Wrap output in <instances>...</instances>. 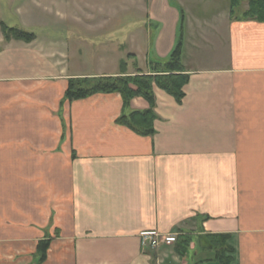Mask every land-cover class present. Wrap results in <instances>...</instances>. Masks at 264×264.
Listing matches in <instances>:
<instances>
[{"label": "crops", "instance_id": "obj_1", "mask_svg": "<svg viewBox=\"0 0 264 264\" xmlns=\"http://www.w3.org/2000/svg\"><path fill=\"white\" fill-rule=\"evenodd\" d=\"M247 8L0 0V264H37L42 240L43 264H220L196 242L144 251L150 230L230 234L237 264H264V22ZM180 33L189 81L181 103L154 87V135L117 123L119 93L64 99L71 78L150 74Z\"/></svg>", "mask_w": 264, "mask_h": 264}, {"label": "trees", "instance_id": "obj_2", "mask_svg": "<svg viewBox=\"0 0 264 264\" xmlns=\"http://www.w3.org/2000/svg\"><path fill=\"white\" fill-rule=\"evenodd\" d=\"M231 14H235L243 1H248V8L241 16L243 19H252L264 22V0H229ZM5 40L11 39L31 42L35 34L22 29L8 27L1 24ZM183 41L182 34L171 53L164 62L156 63L150 74L116 75L98 78H71L64 99L67 101L85 99L98 93H119L123 98L124 113L117 119V123L130 128L140 135L152 136L156 133L155 121L158 116L155 112L156 96L154 87L157 86L181 103L184 96V87L189 81V74L182 63ZM136 97H143L149 103L146 110H130L131 101ZM130 110V111H128ZM195 241L211 252V258L220 264H237L236 249L232 244L230 234H205L198 239L189 233L181 234L177 240L176 251L185 255L190 250L191 242ZM49 240H42L37 248V264L47 260Z\"/></svg>", "mask_w": 264, "mask_h": 264}, {"label": "built area", "instance_id": "obj_3", "mask_svg": "<svg viewBox=\"0 0 264 264\" xmlns=\"http://www.w3.org/2000/svg\"><path fill=\"white\" fill-rule=\"evenodd\" d=\"M176 240L174 235H164L156 230L141 233V245L143 248H156L161 245L172 244Z\"/></svg>", "mask_w": 264, "mask_h": 264}, {"label": "rangeland", "instance_id": "obj_4", "mask_svg": "<svg viewBox=\"0 0 264 264\" xmlns=\"http://www.w3.org/2000/svg\"><path fill=\"white\" fill-rule=\"evenodd\" d=\"M243 9H244V6H241V8H239V10H241V11H242ZM10 17H11V16L9 15V16L7 17V19H6V21H8ZM11 18H12V17H11ZM194 242H195V241L191 242V244H190V249H191V250H193V248H191V246L194 244ZM176 244H177V243H176ZM188 252H189V251H187L186 253H188ZM192 254H193V252H192Z\"/></svg>", "mask_w": 264, "mask_h": 264}]
</instances>
